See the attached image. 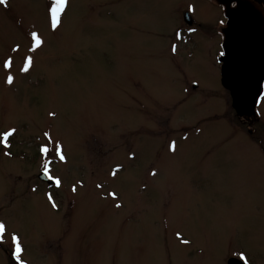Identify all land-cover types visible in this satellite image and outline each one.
Returning <instances> with one entry per match:
<instances>
[{"label":"rangeland","instance_id":"374dc122","mask_svg":"<svg viewBox=\"0 0 264 264\" xmlns=\"http://www.w3.org/2000/svg\"><path fill=\"white\" fill-rule=\"evenodd\" d=\"M183 3L69 0L55 32L49 0L0 5V134L16 129L0 144V210L29 264H264V105L252 126L236 117L217 46L187 43ZM33 30L45 44L29 53ZM45 132L67 157L51 165L55 208L38 187Z\"/></svg>","mask_w":264,"mask_h":264},{"label":"water","instance_id":"95a60500","mask_svg":"<svg viewBox=\"0 0 264 264\" xmlns=\"http://www.w3.org/2000/svg\"><path fill=\"white\" fill-rule=\"evenodd\" d=\"M226 17L220 83L229 93L237 118L252 126L257 107L254 101L261 95L264 82V16L252 7L238 5ZM38 179L49 182L44 173ZM229 264L239 263L231 260Z\"/></svg>","mask_w":264,"mask_h":264},{"label":"snow or ice","instance_id":"6c2138e0","mask_svg":"<svg viewBox=\"0 0 264 264\" xmlns=\"http://www.w3.org/2000/svg\"><path fill=\"white\" fill-rule=\"evenodd\" d=\"M8 0H0V5H7ZM69 6V0H49V5L47 7L46 12V18L48 20L49 26L53 32L57 31L62 26V15L66 13V9ZM30 36V46L28 48L29 53H35L37 50L41 49L44 44L45 40L41 33L38 31H31L29 33ZM178 38H182L180 33H177ZM177 46L172 47V51H176ZM20 49V45L17 44L14 48H12L13 52H18ZM220 55H223L221 53ZM34 64V58L32 55H26L23 57V63L20 67L19 71L21 73H28L30 69L33 67ZM3 69L8 73L6 76V83L11 85L14 82L15 77L12 75L13 70V59L11 57L5 59L2 62ZM254 104L259 107L260 105H264V95H258L257 98L254 101ZM50 115H55V113H50ZM16 132V129H10L2 134H0V144L4 146V148H10V142L9 138L14 135ZM44 136L47 138L48 143L42 145L40 147V152L42 153L44 157L43 162V172L47 176V178L52 181L57 188L61 187L62 181L58 176L52 175V168L51 165L54 161L58 160L59 162L67 163V157L64 152V145L58 141H53V138L50 133L45 132ZM51 145V146H49ZM170 150L175 151V143L173 142L170 145ZM7 156L11 155L10 151H5L4 153ZM51 154V155H49ZM119 170V166L117 169L113 170L111 173L113 176L116 175L117 171ZM152 175L155 176V171L152 172ZM98 187H102V185H98ZM76 186L74 185L72 188V191L75 192ZM111 196L115 198V193H110ZM49 201L52 202V207H57V204L55 203V200L51 194L48 195ZM117 207H120L119 204L116 205ZM179 236V233L177 234ZM184 244H188V240H182L181 241ZM5 244H10V247L12 249L11 255L14 258V260L17 262V264H27V261L23 258L24 253V247L22 245L21 237L15 232H8V226L5 224V222L0 221V246H4ZM242 260L246 261L247 264V258L241 254L240 257Z\"/></svg>","mask_w":264,"mask_h":264},{"label":"flooded vegetation","instance_id":"af4514ba","mask_svg":"<svg viewBox=\"0 0 264 264\" xmlns=\"http://www.w3.org/2000/svg\"><path fill=\"white\" fill-rule=\"evenodd\" d=\"M187 2H188L187 5H184L185 3H183V5L181 6V10H180V12H181V24H187L185 19H184L185 13H188L191 17L190 24H192V25L191 26L184 25L185 27L188 28L186 30L187 36L189 35V37L187 38L188 39L187 43L193 41V44H194L193 48H198L199 39L207 38L209 41L212 42V44L216 45L217 47L215 49L216 54H215L214 60L218 64L219 74H220L221 64L219 62V59L222 57V55H220V54L223 53V49H222V44H223V40H224L223 33H224V30H225V27L227 24L226 13L228 11L236 10L238 8V5H247L249 7H252L257 12H259L260 14H262L264 16V0H187ZM198 5L200 7L201 13L211 14V16L213 18L212 24H207L205 26H202L200 24H203V21H201V19L199 17H198V19L196 17L195 18L193 17L192 11L195 12V8ZM175 7H176V9H178V4H175ZM178 32L181 34L180 31H178ZM215 40H217V41H215ZM40 185H42V186L38 185V187L44 188L43 191L45 193L44 192L43 193L45 194V197H43V199L45 201V204H47L49 206L51 201H49L48 195L49 194L56 195V191L59 188H57L56 186H49V185H46V184L41 183V182H40ZM1 213H2V211L0 210V221L5 222V224L8 226V230L11 231L9 229L8 223L5 220H3V218L1 217ZM173 234H174V238H176L178 236L177 231L173 232L169 236H172ZM183 240H187V239L183 238ZM21 241L23 243L22 239H21ZM188 244H185L186 246H182V247H191V245H188ZM168 250H170V249H168ZM0 251L5 256V259H6L5 264H17V262L14 260V258L11 255L12 249L10 247V244H5L4 246H0ZM172 252H176V251L172 250ZM66 254H67V252L64 253V256ZM22 255H23V258L26 260L24 253ZM240 257H241V253L233 254V255L230 254L226 259H225V257L222 256L223 261L220 259L219 263L229 264V261L235 260L239 264H246V261L242 260ZM63 261H64V258H63ZM27 264H29V263L27 262ZM89 264H98L97 259L91 261ZM155 264H160V263H155ZM194 264H197V263L194 262Z\"/></svg>","mask_w":264,"mask_h":264}]
</instances>
